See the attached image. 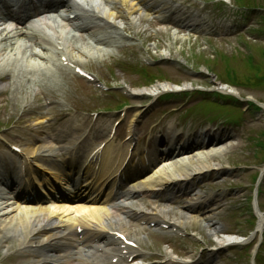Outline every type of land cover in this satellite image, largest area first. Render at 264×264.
<instances>
[{
  "label": "rangeland",
  "instance_id": "1",
  "mask_svg": "<svg viewBox=\"0 0 264 264\" xmlns=\"http://www.w3.org/2000/svg\"><path fill=\"white\" fill-rule=\"evenodd\" d=\"M174 1L182 3L187 11L195 5L202 9L206 7L209 11L218 14L228 15L227 20L232 22L231 18H233L234 22L232 30H230L232 33L221 36L193 32L184 33L164 24L161 28L156 29V36H154V31L150 26L152 23L148 21L147 16L142 15L145 19H141L134 30L120 26L123 34L135 42L137 47L135 46L133 51L139 52L140 58L146 61L145 73L134 75L116 69L113 75L106 70L105 66L98 64V61L87 59L83 62L86 64L92 61L89 63L91 65L90 70L98 73L107 89L114 92L97 99L95 97L97 91L82 81H76L72 78L64 82L58 92L79 109L105 108L116 113H124L125 115L127 113L131 118L139 111L137 133L141 132L154 117L171 119L172 116L169 112H172L173 104L178 108L175 99L164 102L157 99L153 105L147 104V100H145L146 89H150L156 84L169 83L170 85L174 84V86L183 84V91H214L225 95L227 92L217 89L222 84L229 87L226 91L230 92V95L243 97V101L237 104V107L229 104L221 107L224 112H221L219 118L240 119L237 127H228V125L225 127L227 128L226 132L229 133L228 136H230V139L227 138L229 140H222L217 145L210 147L196 144L195 150L190 154L175 157L167 163L172 165L185 159L195 158L207 151L221 155L217 161L219 162L217 168L204 171L196 177L199 180L196 182L199 193H211L215 204L209 205L208 213L198 217L199 220H194V224L186 226V228L180 227V230L194 246H215L219 242L217 236L221 237L222 235L231 237V241L232 238H238V236H249L241 245L245 247L242 252L238 253L240 245H231L238 253V263L251 264L252 260L254 264H264V257L262 256L261 261L256 263L253 253L262 235L260 237L257 235L258 239L253 238V241L250 237L253 227L256 226L257 217L264 221V109H262L264 107V0ZM127 4L129 10H132L135 3L133 0H128ZM244 7L254 8L252 10L253 19L247 24L236 26V21L240 17L245 18L247 16L246 11H240ZM120 11L118 9L117 13ZM237 11H240L239 17L235 16ZM133 12L138 17L134 10ZM116 22H120L117 17ZM5 54L7 53H1L0 57L7 61L8 55ZM94 57L101 58L102 54L95 53ZM14 62L12 61V63ZM19 71L20 68L16 70V73ZM19 76L22 78L23 74ZM122 89L127 92L129 98L117 94ZM207 98V96L196 95L187 104L180 101L181 107L183 106L181 112L187 105L190 106L191 101H201L193 103L195 108L203 110L204 114L185 112L187 117L195 120L192 125L195 130L199 129L203 122H206L204 120L207 117L204 111L215 108L214 104L202 101ZM246 101L249 104H246ZM260 105L262 106L261 111H254ZM215 109L220 110L217 107ZM1 110L2 101L0 99V113ZM178 120L183 123L181 118ZM187 130L184 128V131ZM195 130H191V132ZM54 142L55 139L52 137V140L46 141L44 146H53ZM67 142L68 140L65 143ZM65 143L60 142L58 144ZM142 203L152 206L155 204L148 201ZM156 207H163V212L164 209L180 212L177 208L162 204H156ZM165 214L168 213L165 212ZM168 217L169 221L172 222V215L169 214ZM197 224H200L201 228H198ZM215 230H219L216 236H214ZM138 233V241L143 247L152 252L162 249V244L155 239L152 232L141 230ZM8 235L12 238V235L6 230L2 233V229H0V259L9 256V254L3 253L11 245L10 241L4 242V238ZM5 245H8V248H5ZM261 250L264 252V246ZM224 262L227 261L224 260ZM226 264L230 263L227 262Z\"/></svg>",
  "mask_w": 264,
  "mask_h": 264
},
{
  "label": "bare ground",
  "instance_id": "2",
  "mask_svg": "<svg viewBox=\"0 0 264 264\" xmlns=\"http://www.w3.org/2000/svg\"><path fill=\"white\" fill-rule=\"evenodd\" d=\"M1 1L6 5V9L8 10V12L12 13L14 15L20 14V13H25V12H29L28 14H31V16H37L40 14V12L38 11V9L35 5H32L31 3H27V5H26L24 0H21V3L18 5V7L16 9H10V7L7 3V0H1ZM44 1L47 3V5L49 7V17L40 19L39 20L40 23L33 22V20H27L26 21L28 23V25H30V27H28V29H36V31L40 32V35L30 34L29 31H26V32L17 31V32L11 33L10 31H7L5 28H3L1 23H0V36H4L6 40L10 36H15V39H9L6 42L2 41L0 43V45H1L0 48H2L3 50L6 51L7 54H5V55H8V58H7L8 62L10 60H12V56L14 55L15 56L14 59H16L17 61H19L21 63V65H12V66L21 68L20 71L15 74V72H14L15 68L7 69L5 67L7 65L3 62L5 66H3V69L0 70V74H1L0 77H4L5 74H9V77L13 78L15 86H16L15 81L21 80V79H19V77H20L19 75L21 74L22 69L25 70V74L30 75V80H28L27 83H30V82H33L34 84H35V82L41 83V80L43 79V77L41 75L40 66H43V63L37 62V60L39 58L32 57V55H31V51H32L31 44H34L35 46L39 47L38 43L41 44V43L47 41V38L45 36H43L44 33L46 32L44 30L45 27H49L48 30L58 29L61 32H65V30L63 28H57L58 24L56 23V20L54 19V17H63V15H66L65 19L69 20L72 23H75V22H73V20H77L81 16L84 15V12L76 13L75 10L71 9V7H70L71 5H76V7L81 8L83 11H88V12L91 11L94 14V15L93 14L92 15L95 18V20H91L92 24L77 25L76 29L79 33L83 34L86 32L88 34H92V32L94 31V33L98 32L97 34H99L101 32L102 28H107V26L104 23H109V25H111L112 30L114 32H117L118 35L119 34L122 35V33L120 32V27L116 23L113 22L114 21V19H113L114 18V12L108 11L110 9V7L107 5L108 0H78V2H76V0H66L65 2H63L62 0H44ZM119 1H120V3H119L120 9H125L124 14H125L126 20L128 21V24L130 25V27L132 29H135L137 26V23L142 19V17L139 15L137 17L133 12L134 9L129 10V8H126L125 2H127V0H119ZM70 13L74 14L73 19H70L68 17ZM23 36L28 37V40L24 39ZM81 39H84V38H81ZM80 48L83 49L82 47H80ZM20 53L23 54V55H21V57L18 56V54L20 55ZM37 70H38V72H37ZM23 83H24V80H22L21 85ZM33 83H31V84L34 85ZM169 85H170L169 83L156 84L153 87H151L150 89H146V93L152 97H155L158 94H160L161 92H163L164 90L169 89L170 88ZM36 87L43 88V85L38 84ZM0 88H3V84H1V83H0ZM33 88H32V90H33ZM217 89H220L221 91L222 90L226 91L228 88L222 89L218 86ZM25 95H27V93H25ZM35 148H36L35 146H31L30 152H32V150ZM51 152H52V150L49 149V152H46V153H51ZM116 155L113 157H116ZM220 158H221L220 154L214 153L213 151H207V152H205V153H203V154H201L195 158L187 159V160L185 159V160H182L180 162H176L172 165H168V163H163L161 168L159 169V171L157 173V175H159V177L156 176V178L153 179V182L147 183V184H142L140 186L146 187V188H152V187H158L161 185L163 186L165 184V182L169 181V180H180V179L193 180V178L195 176H198L202 172L210 171V170L217 168L219 165V162H217V161ZM41 164H44V163H41ZM20 166H22V164ZM116 171L117 170H115L113 172H116ZM59 173H64L60 169V167H59ZM154 174L156 175V172ZM118 185L120 187H123V181L121 180V176L115 175L112 186H118ZM186 186L187 185L185 184V187ZM62 191H64L69 196L74 195V194L81 195L79 188L77 191H75V190H60V192H62ZM111 191H112V189L110 190V192ZM10 196H11V194H10ZM12 196L14 198L18 199L15 195L12 194ZM62 197H64V196H62ZM54 210L55 211H51L53 213V215L57 214L58 211L61 209L57 208ZM63 211L67 212V210L64 208H63ZM100 211H101V209H96L95 211L91 212V214L93 213V217L99 218V216L101 214ZM12 212H14V213H12ZM165 212L172 215V219L174 221L172 223L173 226H176L175 225V223H176L180 227H186V226H190V225L194 224V222H193L194 220H199V219L194 218V217H189L187 215L179 214V213L172 211L170 209H164V212L162 210H160V213L162 215H166ZM2 213H3L2 214L3 218H0V229H2L4 232L6 230V232H8L9 234H12V236H16L17 234H19V231H18V228H19L18 225L19 224L22 225V230L24 232L25 231L29 232V234L27 235V236H29L33 232L40 231L41 228L43 226H45L47 223L46 218L42 217V210L37 209V208H34V209L15 208L14 209L11 207L10 210H7L6 208L3 209ZM77 214H81L80 217L83 218L85 215H87L89 213L86 211L83 213H81V211H78ZM74 215H75V212H73V215H70V217H68V220L73 219L75 217ZM78 222L80 223V227L86 228L83 220H79ZM27 224H29V227L27 226ZM49 225H51V223ZM257 225L258 226L261 225V219H258ZM197 226H198V228H201L200 224H197ZM51 228H52V225H51ZM137 229H138L137 226H135V225L131 226V233L135 239H138L136 237ZM218 233H219V230H215L214 236L218 235ZM232 239H233V241H237L238 238H232ZM217 240L219 241L217 243L218 245L228 244L231 242V237H228L225 235H222L221 237L217 236ZM6 247L7 246L5 245V248Z\"/></svg>",
  "mask_w": 264,
  "mask_h": 264
}]
</instances>
